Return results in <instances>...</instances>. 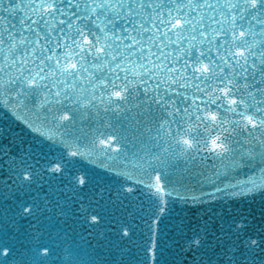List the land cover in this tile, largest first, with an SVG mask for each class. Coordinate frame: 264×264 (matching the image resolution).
Segmentation results:
<instances>
[{
    "label": "snow or ice",
    "instance_id": "obj_1",
    "mask_svg": "<svg viewBox=\"0 0 264 264\" xmlns=\"http://www.w3.org/2000/svg\"><path fill=\"white\" fill-rule=\"evenodd\" d=\"M0 108L47 149L0 180V264H80L65 229L44 238L67 218L118 237L99 232L124 245L112 264H164L171 203L264 197V0H0ZM82 163L102 170L92 196ZM250 226L221 225L204 264H255Z\"/></svg>",
    "mask_w": 264,
    "mask_h": 264
},
{
    "label": "water",
    "instance_id": "obj_2",
    "mask_svg": "<svg viewBox=\"0 0 264 264\" xmlns=\"http://www.w3.org/2000/svg\"><path fill=\"white\" fill-rule=\"evenodd\" d=\"M36 134L31 132L22 122L17 120L7 109L0 108V180L6 179L8 175L9 164L13 158L19 159L26 150L31 146L34 150L38 149L46 151V145L42 148L38 143ZM81 175L86 174L88 180L87 187L82 190V194L87 196L94 195L92 189L95 187L97 177L102 174V170H92V167L87 164H80ZM58 184V182H55ZM63 187V185H59ZM49 185H43L41 195L48 192ZM35 192L24 193L16 192L15 200L29 199ZM107 195V194H105ZM143 199L138 196L134 203L139 204V200ZM103 203V201L101 202ZM127 203V202H125ZM13 206L14 200L9 199L0 205V210L3 206ZM246 217L250 223L249 232L255 234L260 232L264 235V197L257 194L254 198L236 199L226 198L224 200L207 201L205 203L193 202H174L169 205V210L161 218L159 226L158 243L164 249V264H204L212 255V249L216 246V237L222 235L221 225L227 229L228 224L233 218L240 219ZM64 219V218H61ZM35 222L31 218L19 220L20 232L33 231L32 225ZM48 224V222H45ZM207 225V243L205 247L199 251H188L187 248H182L184 238L192 235L193 230L201 229ZM61 228L68 232V240L66 247L72 246L79 258L80 264H112L114 259H120L121 249L113 247H100L104 243L99 237V232H105L114 244H120L118 237L113 233L107 232V226L99 229L92 236L88 235L86 226L81 221L67 218L64 223H52L44 233L46 239L49 232L55 233ZM225 239H227L225 237ZM264 260V252L257 251L255 253V264H260Z\"/></svg>",
    "mask_w": 264,
    "mask_h": 264
}]
</instances>
